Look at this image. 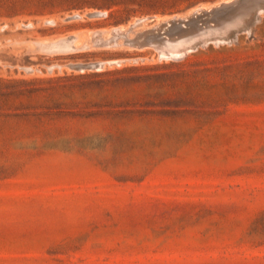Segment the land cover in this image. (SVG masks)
<instances>
[{"label": "rangeland", "instance_id": "obj_1", "mask_svg": "<svg viewBox=\"0 0 264 264\" xmlns=\"http://www.w3.org/2000/svg\"><path fill=\"white\" fill-rule=\"evenodd\" d=\"M0 264H264V0H0Z\"/></svg>", "mask_w": 264, "mask_h": 264}, {"label": "bare ground", "instance_id": "obj_2", "mask_svg": "<svg viewBox=\"0 0 264 264\" xmlns=\"http://www.w3.org/2000/svg\"><path fill=\"white\" fill-rule=\"evenodd\" d=\"M257 1H258V0H257ZM226 4H230V2H228V3H226ZM237 5H238V4H237ZM252 5H253V4H252ZM242 9H243V8H242ZM242 9H241V10H242ZM259 9H260V8H259ZM238 12H239V11H238ZM80 17H81V16H80ZM75 19H76V18H75ZM77 19H78V18H77ZM167 20H168V19H167ZM222 21H223V20H222ZM151 28H152V27H151ZM192 29H193V28H192ZM197 29H198V28H197ZM151 30H152V29H151ZM160 33H161V32H160ZM143 34H144V33H143ZM164 34H165V33H164ZM145 35H146V34H145ZM72 41H73V40H72ZM148 42H149V41H148ZM143 45H144V44H143ZM170 52H171V51H170ZM170 52L168 53V55L170 54ZM172 52H174V51H172ZM172 52H171V53H172ZM180 53H182V52H180ZM180 53H179V55H177V56H181ZM174 54L176 55V53H174ZM168 55H167V56H168ZM170 55H171V54H170ZM172 55H173V54H172ZM98 62H100V61H98ZM110 63H111V62H110ZM103 65H104V64H103ZM102 68H103V67H102Z\"/></svg>", "mask_w": 264, "mask_h": 264}]
</instances>
